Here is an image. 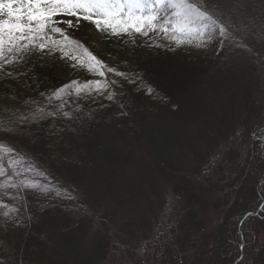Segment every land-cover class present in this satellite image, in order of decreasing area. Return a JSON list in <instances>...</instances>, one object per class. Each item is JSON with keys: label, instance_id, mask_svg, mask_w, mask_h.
I'll use <instances>...</instances> for the list:
<instances>
[{"label": "trees", "instance_id": "16d2710c", "mask_svg": "<svg viewBox=\"0 0 264 264\" xmlns=\"http://www.w3.org/2000/svg\"><path fill=\"white\" fill-rule=\"evenodd\" d=\"M198 6L225 26L218 12ZM65 30L108 67L139 79L129 83L109 72L95 78L57 53L45 60L33 55L15 68L26 76L0 80V120L16 130H0V142L31 154L76 197L25 190L13 201L19 189L8 188L4 203L18 211L0 216V264H264V212L239 222L264 201V156L251 139L264 127V92L259 125L247 132L238 123L240 109L259 102L244 88H264V52L245 45L232 60L234 40H243L231 31L227 54L224 47L208 58L157 36L160 47L148 37L133 44L107 34L97 47L88 32ZM101 79L117 81L115 101L105 99L107 92L70 96L63 111L71 118L60 111L61 101L48 103L72 81ZM37 106L56 115L24 123L14 118ZM158 183L165 188L160 198ZM141 200L152 213H140ZM158 233L167 238L157 241ZM142 242L148 244L138 256ZM116 245L125 249L120 261Z\"/></svg>", "mask_w": 264, "mask_h": 264}, {"label": "snow or ice", "instance_id": "6c2138e0", "mask_svg": "<svg viewBox=\"0 0 264 264\" xmlns=\"http://www.w3.org/2000/svg\"><path fill=\"white\" fill-rule=\"evenodd\" d=\"M57 17H74L75 22ZM81 20L109 36H126L133 44L135 37L151 38L152 33L168 43H174L177 48L184 44L202 47L217 39L221 41L222 47L223 41L230 35L227 28L200 10L192 0H0V80L26 76L27 72L18 73L15 68L25 65L33 55H39L41 60H45L59 53L60 60L75 61L73 67L79 66L100 77H105L106 72L113 73L129 83H136L138 76L133 77L108 67L59 26L66 24L68 29L78 28ZM155 46L160 47L158 44ZM9 68L13 70L9 71ZM113 86H117L116 80H89L83 83L72 81L55 90L48 97V103L50 105L53 100L61 101L60 111L65 117L71 118L70 112L63 111L68 97H93L94 93L104 95L107 92L105 99L115 101L117 93ZM141 86L147 87L142 82ZM152 91L148 87L149 94ZM41 96L45 94L41 93ZM25 103L32 104L33 101ZM55 115L54 112L45 113L42 107L37 106L34 111L14 118L24 123ZM5 123L0 120V130L15 134L14 128L4 129ZM236 136H240L239 130ZM251 139L258 148L259 155L264 156V127L255 128ZM37 177L47 183L35 179ZM8 188L19 189L16 196L10 197L13 201H20L25 190L44 195L54 194L57 198L66 200L76 199L71 191L59 186L41 170L31 154L23 150L18 152L7 142H0V209H3L0 216L10 219L18 208L14 204L4 203ZM261 212H264V201H261L256 212H248L241 217L240 224L243 225L249 216H259ZM166 238L167 233H158L156 236V240L161 242ZM244 241L245 238L241 237V250L246 247ZM147 244L148 242H142L140 249L136 250L138 256L143 255ZM115 247L117 251L114 256L120 261V255L125 249L120 245Z\"/></svg>", "mask_w": 264, "mask_h": 264}, {"label": "rangeland", "instance_id": "374dc122", "mask_svg": "<svg viewBox=\"0 0 264 264\" xmlns=\"http://www.w3.org/2000/svg\"><path fill=\"white\" fill-rule=\"evenodd\" d=\"M194 4L200 5L201 8L207 9L210 11L218 12L221 17V20L227 28L228 32L231 31L236 33L238 36L237 38H241L242 42H235L233 43L232 48V60L236 57V55H240L239 50L243 49L245 45L251 46L257 52L263 54L264 52V45H260V43L264 42V0H192ZM57 19H71L75 22L74 17H57ZM64 29L71 30L74 32H83L86 31L88 34L92 36L93 42L96 44L97 47H102L104 40L106 39V34L98 32L95 27L88 23L87 21H80L79 27L74 29H68L66 24H61ZM230 34V33H229ZM230 36V35H229ZM126 37V36H125ZM149 38L151 40L152 45H157V38L155 34L150 33ZM228 39V38H227ZM239 41V40H238ZM225 41H223V46L221 47V42L217 46H212L209 42L204 44L202 47H196L194 45L184 44L180 47H176L174 45L173 48L182 49L188 53H192L196 56L208 57V58H215L217 54L225 47V51L223 52L225 55L228 51V46L224 45ZM227 47V51H226ZM238 49L237 53L236 50ZM70 65L72 66L75 64V61L68 60ZM75 68H80L79 66ZM90 76L95 78H103L100 77L98 74L89 73L87 69H84ZM261 88V87H260ZM247 91V94L257 93L259 102H249L250 104H254L255 107L253 108L251 105L249 106V110L246 112L244 109H240V114L238 119V123L246 129V131H250L253 126L259 125L257 123L260 119L262 121V114L263 108L261 106V95L264 92V88L255 89L254 87L251 88V84L245 86L244 88ZM262 93V94H261ZM154 100H160V97L157 95H152ZM241 96H239V100H241ZM238 100V102H239ZM228 116L233 117L231 112ZM245 150V149H243ZM242 150V152H243ZM165 192V188L161 183L157 184V193L158 198L161 197ZM140 213L142 215L150 214L152 211L148 210L149 205L144 203L143 200L139 201ZM140 218V217H139ZM142 218V217H141ZM153 225V222H151ZM238 231L241 233V228L239 227ZM108 264H110L108 262Z\"/></svg>", "mask_w": 264, "mask_h": 264}, {"label": "water", "instance_id": "95a60500", "mask_svg": "<svg viewBox=\"0 0 264 264\" xmlns=\"http://www.w3.org/2000/svg\"><path fill=\"white\" fill-rule=\"evenodd\" d=\"M255 216V215H254ZM249 217H253V216H249Z\"/></svg>", "mask_w": 264, "mask_h": 264}]
</instances>
